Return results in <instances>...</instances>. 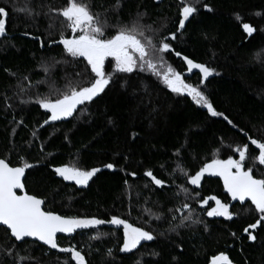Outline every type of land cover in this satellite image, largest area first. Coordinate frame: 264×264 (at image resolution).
<instances>
[{"label":"trees","instance_id":"trees-1","mask_svg":"<svg viewBox=\"0 0 264 264\" xmlns=\"http://www.w3.org/2000/svg\"><path fill=\"white\" fill-rule=\"evenodd\" d=\"M83 2L113 26L105 37L142 14L156 71L171 66L222 115L213 117L187 94L172 93L146 68L117 73L107 60L111 80L105 91L78 105L72 116L45 123L51 114L38 99L54 101L94 78L87 62L67 55L59 43L62 34L73 35L57 12L67 0H0L6 13L0 35V159L11 167L31 165L25 193L41 199L45 211L106 221L57 237L58 247L79 251L85 264H209L219 255L229 264H264V221L249 228L260 218L254 205L232 200L218 176L205 173L199 186L188 183L213 159H239L235 149L242 147L243 170L264 177L259 150L251 144L264 142V0H184L197 11L179 30L181 0H119L118 7L117 0ZM244 23L254 29L251 35ZM160 41L172 51H156ZM185 57L213 74L201 82ZM64 166L100 171L78 187L57 176L54 169ZM147 171L163 184L153 183ZM210 197L228 205L231 219L207 215L212 203L202 204ZM113 216L154 239L121 252L123 230L108 223ZM0 264L75 261L47 245L17 243L0 228Z\"/></svg>","mask_w":264,"mask_h":264},{"label":"snow or ice","instance_id":"snow-or-ice-1","mask_svg":"<svg viewBox=\"0 0 264 264\" xmlns=\"http://www.w3.org/2000/svg\"><path fill=\"white\" fill-rule=\"evenodd\" d=\"M183 7L180 10L179 29L185 27V21L189 19L197 8L189 3L181 0ZM117 7L119 0H117ZM211 10V9H209ZM24 11L31 15L29 8L25 7ZM58 15L63 17L62 24L74 35L71 38H65L61 35L59 43L67 55L73 58H83L87 65L91 68L94 78L88 82L87 86L79 88L70 87L69 92L60 93L54 101L47 98L38 99L40 107L45 109L51 115L48 121H57L72 116L78 105L92 101L100 93L105 91L106 86L111 80V73L105 71V60L111 58L114 61V71L117 73H132L137 67L141 71L145 68L151 71L155 76L159 77L162 83L172 92L177 94L187 93L198 105L206 108L208 113L213 116H221L214 110L212 104L205 95L197 87L184 82L181 75L174 71L171 66L161 73L156 71L157 65L153 60L148 59L149 49L152 45V39L147 37L145 26L140 21L142 14H138L137 19L130 24L115 26V33L110 37H105V30L113 27L108 24L107 20L101 19L99 13L93 14L87 4L83 0H67L66 6L62 10H57ZM5 9L0 7V35L5 34ZM243 30L251 35L254 29L247 23L242 24ZM150 30V29H149ZM79 33L78 35H75ZM38 39V38H37ZM171 39H176L175 35H171ZM159 53L171 52L172 48L169 42L160 41L156 48ZM177 56L180 53H176ZM162 60L163 58L160 57ZM188 66V70L198 69L203 79L213 74V69L206 67L204 64L194 63L191 59L184 58ZM47 71V69H45ZM225 119H227L225 117ZM229 123H231L229 121ZM251 144L259 150L258 159L260 164H264V142L256 139L251 140ZM235 151L239 154V159H213L210 163H206L199 171L192 176L188 183L199 186L201 177L205 173L212 176H218L223 181L224 189L232 200L244 202L250 201L254 205L255 211L260 214L256 223L250 224L249 228L255 229L261 221H264V177L255 178L252 169L243 170V161L246 159V147L237 148ZM31 167L28 163L22 166L11 167L5 160L0 159V225L6 226V230H10L11 237L16 241H22L25 237H33L52 249H57L63 253H70L71 259L75 264H85V258L79 251L72 247H58L57 234H70L77 229L96 228L103 225L106 221L97 218H77L65 217L54 214L50 211L42 210L41 199L28 195H18L15 190L19 189L24 192V185L21 178L25 174L26 168ZM111 169L112 164L105 165ZM55 173L63 177L66 181H75L77 185H87L88 181L100 171L99 168L91 170H81L74 167H57ZM145 175L152 179L157 186H161L163 181L155 178L150 171ZM185 192L187 190H184ZM209 199L215 200L216 207H212L207 211L209 217L224 216L231 219L228 205L221 203L215 197ZM207 203V200L204 201ZM188 208L187 204L183 205ZM189 217H184L188 219ZM157 219L159 217L157 216ZM111 225L123 228V244L120 248L121 252H130L135 249L141 241H152L153 235L149 231H145L140 227H134L126 220L113 216L110 221ZM248 232V228L244 229ZM93 239L98 237L94 236ZM248 239L254 240L252 235ZM109 254L111 250L109 249ZM223 261V264H229L227 257L221 255L214 259Z\"/></svg>","mask_w":264,"mask_h":264},{"label":"water","instance_id":"water-1","mask_svg":"<svg viewBox=\"0 0 264 264\" xmlns=\"http://www.w3.org/2000/svg\"><path fill=\"white\" fill-rule=\"evenodd\" d=\"M24 177H25V174H24V176L21 178V182L23 183V181H24ZM24 185V184H23ZM16 191V193L18 194V195H23V194H25V188H24V192H21L19 189H17V190H15ZM42 210H44V203L42 204ZM45 211V210H44ZM0 228H4V229H6V226H3V225H0ZM8 232H9V234H10V230H7ZM63 235H66V234H64V233H58L57 234V237H59V236H63ZM11 236V235H10ZM13 240H15V238L14 237H11ZM16 241V240H15ZM24 241H33V242H36V243H39V244H42V245H45V244H43V242H41V241H38V240H36L35 238H33V237H25V238H23V240L22 241H16L17 243H22V242H24ZM46 246V245H45ZM221 255H219V256H217V257H220ZM217 257H215V258H217ZM215 258H213V259H211L210 260V263L209 264H213V261H214V259ZM216 264H223V261H220V260H217L216 261Z\"/></svg>","mask_w":264,"mask_h":264},{"label":"rangeland","instance_id":"rangeland-1","mask_svg":"<svg viewBox=\"0 0 264 264\" xmlns=\"http://www.w3.org/2000/svg\"><path fill=\"white\" fill-rule=\"evenodd\" d=\"M78 34H79V33H76L75 35H78ZM73 35H74V34H73ZM107 60H111V61H112V59L109 57V58H106L105 63H106ZM112 62H113V67H114V61H112ZM184 94H187V93L185 92ZM258 162H259V159H258ZM259 163H260V162H259ZM263 165H264V164H263ZM57 176H58L59 178L63 179V177H61V176H59V175H57ZM63 180H64V179H63ZM90 180H91V179H90ZM90 180H89V181H90ZM64 181H65V182H68V183H73V184H75V185L78 186V187H85V186H87L88 183H89V181H88L87 185H77V184L75 183V181H66V180H64ZM208 203H212V207H216L215 200H212V199L208 200L207 203H204V204H202V205H203V206H206ZM212 207H211V208H212ZM211 208H210V209H211ZM210 209H209V210H210ZM212 217H224V216H212ZM224 218H225V217H224ZM121 227H122V226H121ZM122 230H123V228H122ZM145 242H150V241H141V243H145ZM141 243H140V244H141ZM140 244H139V245H140ZM139 245H138V246H139ZM138 246H137V247H138ZM137 247H136V248H137ZM136 248H135V249H136ZM133 250H134V249H133ZM133 250H132V251H133ZM132 251H130V252H132ZM123 253H129V252H123Z\"/></svg>","mask_w":264,"mask_h":264}]
</instances>
